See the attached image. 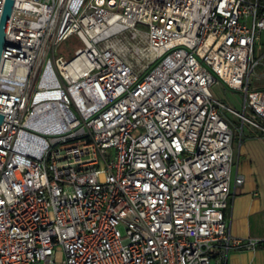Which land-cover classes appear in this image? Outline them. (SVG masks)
Masks as SVG:
<instances>
[{
    "label": "built area",
    "instance_id": "1",
    "mask_svg": "<svg viewBox=\"0 0 264 264\" xmlns=\"http://www.w3.org/2000/svg\"><path fill=\"white\" fill-rule=\"evenodd\" d=\"M263 33L261 0H13L0 264H226L264 248L227 219L242 131L228 116L264 135ZM218 79L244 89L242 113L213 96Z\"/></svg>",
    "mask_w": 264,
    "mask_h": 264
},
{
    "label": "crops",
    "instance_id": "2",
    "mask_svg": "<svg viewBox=\"0 0 264 264\" xmlns=\"http://www.w3.org/2000/svg\"><path fill=\"white\" fill-rule=\"evenodd\" d=\"M254 132L249 130L233 154L227 219L232 236L264 241V136ZM237 175L243 177L240 186L234 184ZM226 264H264V248L231 251Z\"/></svg>",
    "mask_w": 264,
    "mask_h": 264
},
{
    "label": "rangeland",
    "instance_id": "3",
    "mask_svg": "<svg viewBox=\"0 0 264 264\" xmlns=\"http://www.w3.org/2000/svg\"><path fill=\"white\" fill-rule=\"evenodd\" d=\"M262 42H264V33L261 36ZM81 44L80 42L74 38L70 43H64L62 44L58 49L57 52L59 55H63L65 58H70L73 56V51L77 48H80ZM257 74H262V68H258L256 70ZM254 88H264V78H261L260 80L253 81ZM213 96L220 100L222 103H224L225 106L242 113L243 112V104H244V89L237 90L229 88L228 86L222 84V82L218 79L217 83H214L212 87L210 88ZM248 116V114H247ZM231 121H233V124L235 127H242V131L237 130L235 131V137L233 140V154L236 156L237 154V148L241 144V142L244 139V136L249 132L250 126H248L246 123L241 125L238 118L228 116ZM121 230H123L122 227H120Z\"/></svg>",
    "mask_w": 264,
    "mask_h": 264
},
{
    "label": "water",
    "instance_id": "4",
    "mask_svg": "<svg viewBox=\"0 0 264 264\" xmlns=\"http://www.w3.org/2000/svg\"><path fill=\"white\" fill-rule=\"evenodd\" d=\"M12 1L13 0L4 1V6H3L1 18H0V62H1V52L5 44V34H6L8 21H9ZM3 116L4 115L0 114V124L3 121Z\"/></svg>",
    "mask_w": 264,
    "mask_h": 264
},
{
    "label": "trees",
    "instance_id": "5",
    "mask_svg": "<svg viewBox=\"0 0 264 264\" xmlns=\"http://www.w3.org/2000/svg\"><path fill=\"white\" fill-rule=\"evenodd\" d=\"M261 1H264V0H261ZM254 136H255V137H260V138H261V137H263L264 135L261 134V133H259V132H257V131H255V132H254Z\"/></svg>",
    "mask_w": 264,
    "mask_h": 264
}]
</instances>
